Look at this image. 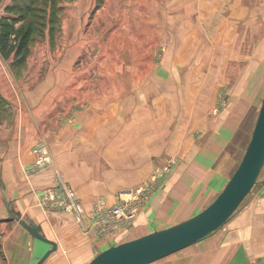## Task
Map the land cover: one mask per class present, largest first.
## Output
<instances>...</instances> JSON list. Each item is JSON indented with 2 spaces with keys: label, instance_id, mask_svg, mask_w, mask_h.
<instances>
[{
  "label": "rangeland",
  "instance_id": "1",
  "mask_svg": "<svg viewBox=\"0 0 264 264\" xmlns=\"http://www.w3.org/2000/svg\"><path fill=\"white\" fill-rule=\"evenodd\" d=\"M173 3L0 0V21L5 15L14 28L30 26L32 31L21 58L14 56L16 31L9 36L10 50L0 47L12 59L14 89L21 103L30 106L35 95H57L59 126L75 123L86 111L79 121L90 123L85 133L91 139L96 138L98 124L107 127L106 136L91 152L92 157L102 159L75 162L69 178L65 177L78 195L58 173L50 186L67 187L85 210L75 222L90 252L78 264L110 245L166 228L205 208L236 169L251 137L264 94L262 1L250 0L246 10L243 0H202V14L193 7L185 17L171 15ZM255 7L257 17L251 19ZM242 9L245 18L238 14ZM133 130L149 142L151 152H141L137 161L115 160L116 151H125L126 142L137 139L131 137ZM210 147L217 154L205 158L214 157L211 167L220 168L210 193L194 195V201L180 202L182 207L170 204L166 217L159 220L158 209L172 184L181 180L202 149L203 155ZM164 167L166 172L151 181L156 170ZM78 197L104 199L107 205L128 202L136 206V213L117 228L103 229ZM255 198L264 202V165L232 217ZM189 249L153 264H177L174 260L181 257L187 259L179 264H209L206 254L211 250L190 253ZM254 263L264 264V258Z\"/></svg>",
  "mask_w": 264,
  "mask_h": 264
},
{
  "label": "crops",
  "instance_id": "2",
  "mask_svg": "<svg viewBox=\"0 0 264 264\" xmlns=\"http://www.w3.org/2000/svg\"><path fill=\"white\" fill-rule=\"evenodd\" d=\"M261 1L264 5V0ZM196 2L199 4L196 5ZM243 2L247 4V7L243 4L247 10L250 0ZM172 6L173 17L189 16L188 13L193 7L195 11L198 7L202 14V0H174ZM252 9L254 14L251 19L257 17L258 8ZM240 11L241 13L238 10V14H242L245 18L247 14L243 9ZM246 24L250 26V20H247ZM11 66V57L0 52V264H35L50 247L48 243L32 237L18 221L8 218L3 195L10 202L12 211L22 218L32 219L40 225L46 237L56 242V249L42 264L81 263L90 252V244L83 242L82 232L75 222L76 218L70 212L44 209L39 203V197L45 189L56 183V173L71 185L78 195L65 177L69 178V171L74 169L75 162L96 163L97 160L102 159L92 157L91 152L92 146H99L101 138L106 136L107 127L98 124L101 127L95 129L96 138L91 139L90 133H85V130H89L90 123L79 121L84 119L86 111L79 115L75 123L59 126L55 121L59 112L57 95L48 97L35 95L33 104L23 105L20 95L14 89L15 81L12 79ZM115 125L119 127L117 123ZM136 130L141 134L140 129L136 128ZM137 131H132L131 137H138L136 140L126 142L125 151L115 152L117 157L115 160L137 161L141 152L145 154L151 152L149 142L147 143L144 138L141 139ZM216 138L218 139L219 136ZM39 140L49 146L52 156V165L44 170L33 169L36 160L33 146ZM153 146L151 144L150 147ZM207 150L210 151L209 155L203 157L209 151H204L202 155V149L200 154L198 153L199 158L188 164L181 180L172 184L169 196L165 197L161 208L158 209L159 220L166 217L170 204L172 208L175 205L181 206L180 202L194 201V198H191L194 195L210 193V188L216 183V176L220 174V168L211 167L214 165H210L214 157L205 158L210 157L211 154L216 155L217 150L213 147ZM201 158L204 160L201 161ZM93 168L94 166L91 169ZM207 170L211 172L207 173ZM78 200L85 209L89 210L95 201L84 197H78ZM188 206L187 204L185 208ZM231 217L217 230L184 248H190L188 251L190 253L203 249L211 250L206 254L209 264H256L254 262L257 258H264V202L255 198L246 208ZM78 241L80 244H76ZM169 255L147 264H153ZM181 259L187 258L181 257ZM181 259L174 261L179 264L182 262Z\"/></svg>",
  "mask_w": 264,
  "mask_h": 264
},
{
  "label": "water",
  "instance_id": "3",
  "mask_svg": "<svg viewBox=\"0 0 264 264\" xmlns=\"http://www.w3.org/2000/svg\"><path fill=\"white\" fill-rule=\"evenodd\" d=\"M264 165V94L258 115L239 164L222 190L202 210L170 225L110 245L85 264H147L189 246L223 226L250 193ZM8 218L14 219L34 238L50 245L35 264H42L57 244L46 237L39 224L12 211L3 195Z\"/></svg>",
  "mask_w": 264,
  "mask_h": 264
},
{
  "label": "built area",
  "instance_id": "4",
  "mask_svg": "<svg viewBox=\"0 0 264 264\" xmlns=\"http://www.w3.org/2000/svg\"><path fill=\"white\" fill-rule=\"evenodd\" d=\"M36 161L33 165L35 169H43L51 163V157L47 146L43 141H38L34 148ZM167 167L162 171L156 170L151 176V181L157 176L166 172ZM64 187V188H63ZM40 205L46 210H61L73 213L76 219L81 220L85 210L79 202L72 196L69 189L65 186H55L45 189L39 197ZM136 206L129 205L128 202L118 203L116 205H107L104 199H97L93 202L90 209L92 216H97L98 221L102 222L103 229L117 228L131 219L136 213Z\"/></svg>",
  "mask_w": 264,
  "mask_h": 264
},
{
  "label": "trees",
  "instance_id": "5",
  "mask_svg": "<svg viewBox=\"0 0 264 264\" xmlns=\"http://www.w3.org/2000/svg\"><path fill=\"white\" fill-rule=\"evenodd\" d=\"M16 9L18 11H20V10L22 11V9L20 7L16 8ZM17 17H19V19L21 20L22 12H19ZM9 19H10V17L4 16L2 18V20L0 21V47H1L2 51L8 50V47H10V43H9L10 33L16 31L15 45L13 46L14 56L16 58H21L24 51L28 47V43L30 40L31 32H32L31 27L26 26L23 30H22V27L14 28L13 23H10L11 21H9ZM15 19L16 18H14V20ZM17 33H18V35H17Z\"/></svg>",
  "mask_w": 264,
  "mask_h": 264
}]
</instances>
